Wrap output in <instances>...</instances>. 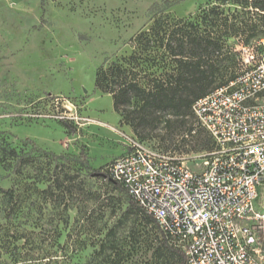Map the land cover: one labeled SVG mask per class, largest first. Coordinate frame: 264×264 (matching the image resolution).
Here are the masks:
<instances>
[{"label":"rangeland","instance_id":"rangeland-1","mask_svg":"<svg viewBox=\"0 0 264 264\" xmlns=\"http://www.w3.org/2000/svg\"><path fill=\"white\" fill-rule=\"evenodd\" d=\"M263 2L230 0L222 5L237 26H241V21L257 26L248 42L245 39L249 31L228 38L234 51L264 37V10L257 7ZM155 3L161 4L160 10L165 9L162 14L196 19L203 8L217 4L218 0H0V139L3 137L11 147L31 156L36 153L32 142L65 156H79L83 149L93 172L107 174L108 165L127 148V139L120 132L137 135L121 123L111 94L96 88L97 68L135 50L132 38L152 24L150 8ZM140 75H146L145 71L141 70ZM67 105L79 117L97 122L44 116L64 110ZM194 122L190 118L198 136L186 142L175 137L164 123L144 131L145 138L137 137L192 167L200 153L211 149L205 142L207 133ZM40 159L39 165L47 166V161ZM13 164L10 170L0 166V189L11 187L17 178V164ZM62 167L76 185L71 199L74 207L69 210L70 225L56 239L54 226L49 223L56 218L53 208H45L43 227L37 229L41 235L32 240L34 247L57 249L59 242L67 243L68 257H63L60 264H177L176 258L155 252L159 242L157 228L136 208L128 207L118 188L91 179L80 160L60 163L58 170L62 171ZM25 172L29 176L26 180L35 179L36 170L32 167ZM39 186L44 188L46 184ZM259 203L264 210V194ZM81 209L89 217L92 215L96 229L83 233L76 226L74 219ZM100 227L101 237L110 246L107 254L99 251L98 244L90 243L99 238L95 232ZM85 238L88 243L83 247L81 240Z\"/></svg>","mask_w":264,"mask_h":264},{"label":"trees","instance_id":"trees-1","mask_svg":"<svg viewBox=\"0 0 264 264\" xmlns=\"http://www.w3.org/2000/svg\"><path fill=\"white\" fill-rule=\"evenodd\" d=\"M226 3H230V0H218L217 4L203 8L196 19L173 18L168 13L162 14L165 9L160 10L161 4L155 3L150 8L152 24L132 38L135 50L106 67L105 61L97 68L96 88L111 94L121 123L130 126L137 136L145 138L144 131L157 129L164 123V127L173 131L175 137H181L180 141L186 142L198 136L195 125H190V118H193L196 125L207 133L206 144L213 148L214 141L198 123L193 104L198 98L235 77L239 57L229 46L228 38L237 32L249 31L245 39L248 42L257 29L256 25L246 21H241V26H237L222 8ZM257 7L264 10V2L257 4ZM154 67L153 71H147ZM141 70L146 75H140ZM32 143L36 150L33 156L11 147L3 137L0 139V166L10 170L16 162L15 169L19 176L11 187L0 189V264H31L33 261L60 264L63 257H68L67 243L59 242L57 249L46 246L36 248L32 240L40 237L41 231L37 229L43 227L45 208L49 206L56 217L49 221L54 226L56 239L59 240L70 225L69 210L74 207L71 199L76 185L64 167L62 171L58 168L60 163L66 164L72 160H80L88 169L91 179L105 181V185L118 188L125 196L128 207L136 208V212L155 225L159 237L155 252L176 258L177 264H186L182 250L171 243L154 217L139 206L122 184L113 180L108 171L107 174L93 172L83 149L79 156L73 157L56 154ZM41 157L47 161V166L39 165ZM30 167L36 170L35 179L31 182L26 180L29 176L25 172ZM40 183L46 186L41 188ZM74 222L84 230L83 233L97 227L92 215L89 217L82 209L78 211ZM102 229L96 230L95 235L99 238L90 243L94 246L98 244L99 251L107 254L110 246L101 237ZM71 235L67 234L68 237ZM20 240L24 241L19 244ZM86 240H81L83 247L87 246Z\"/></svg>","mask_w":264,"mask_h":264},{"label":"built area","instance_id":"built-area-1","mask_svg":"<svg viewBox=\"0 0 264 264\" xmlns=\"http://www.w3.org/2000/svg\"><path fill=\"white\" fill-rule=\"evenodd\" d=\"M235 50V77L193 104L212 149L191 167L121 131L127 148L107 168L182 250L186 264H264V211L257 205L264 185V37ZM44 116L97 122L68 105Z\"/></svg>","mask_w":264,"mask_h":264},{"label":"crops","instance_id":"crops-1","mask_svg":"<svg viewBox=\"0 0 264 264\" xmlns=\"http://www.w3.org/2000/svg\"><path fill=\"white\" fill-rule=\"evenodd\" d=\"M264 194V185H262L260 188H259V197L257 199V205L259 206L260 209L263 210V206L259 203V199L261 197V195ZM264 211V210H263Z\"/></svg>","mask_w":264,"mask_h":264},{"label":"water","instance_id":"water-1","mask_svg":"<svg viewBox=\"0 0 264 264\" xmlns=\"http://www.w3.org/2000/svg\"><path fill=\"white\" fill-rule=\"evenodd\" d=\"M102 174V173H101Z\"/></svg>","mask_w":264,"mask_h":264}]
</instances>
